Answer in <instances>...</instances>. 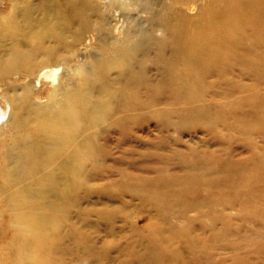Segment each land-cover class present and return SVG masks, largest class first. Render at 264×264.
Returning <instances> with one entry per match:
<instances>
[{"label":"bare ground","instance_id":"bare-ground-1","mask_svg":"<svg viewBox=\"0 0 264 264\" xmlns=\"http://www.w3.org/2000/svg\"><path fill=\"white\" fill-rule=\"evenodd\" d=\"M198 1L51 0L39 5L28 0L13 2L10 21L6 25L0 21V77L2 82L18 73L28 80L23 85V96L11 102L14 108L8 120L11 133L23 131L24 136L10 148L0 142V179L6 181L0 193L14 189L8 201L2 203L0 199V217H14L15 227L25 230L32 243L46 244V238L53 243L56 234L49 226L56 224L58 217L61 221L67 217L70 202L66 199L76 186L74 179L87 178L85 168L90 153L94 165L103 162L99 153L102 148L96 141L105 134L102 126L112 113L119 116L115 126L125 131L135 128L142 114L155 117L158 133L166 134L172 124L206 127L211 138L218 124L234 129L226 125L228 117H223L228 108L212 107L219 105L216 100L231 97L233 91L242 88L244 77H251L258 84L264 82V3L243 0L247 5L243 6L240 0H207L201 8ZM191 4L201 10L200 23L184 18L173 23L165 18V12L172 7L182 10ZM131 11H147L152 17V24L140 31L137 44L130 45L132 34L125 29L123 42L119 41L110 55L81 56L82 65L73 66L64 74L66 82H58L60 68L74 54L64 48L69 39L78 43L84 34L92 32L100 41H108L120 21L115 22L113 17L120 13L119 17L126 21ZM247 16L255 19L253 30L245 21ZM110 45L114 43L108 41L105 47ZM150 72L155 73V78L149 76ZM41 82L52 84L50 98L61 101L35 109L30 98ZM1 97H6L5 93ZM252 101L263 102L255 98ZM4 115L0 110V120ZM258 119L254 132L264 134V107ZM129 138V134L123 135L117 146L128 144ZM149 143L139 142L137 148L155 151L151 147H159V143ZM160 150L164 151L163 147L156 152ZM180 156L172 151L164 159L150 156L142 160L159 166L156 160L163 162ZM222 165L227 175L232 173L231 165ZM249 170L255 172L252 182L256 184L262 165L251 164L232 174L240 178ZM247 185L249 181L244 178L239 187ZM151 194L156 199L154 208L147 212V222L152 218L151 212L160 217V222H150L143 232H131L136 239L127 244L132 252L125 253L131 260L123 264H161L158 256L163 258L172 252L162 243L166 240L173 244L174 237L158 228L163 224L170 198L159 191ZM123 207L113 209L111 214H120L126 210ZM129 217L130 213L125 215L126 219ZM26 248L23 243L21 249ZM53 250L63 251L52 246L50 254ZM39 255L36 250L35 257ZM176 261L183 264L179 256Z\"/></svg>","mask_w":264,"mask_h":264},{"label":"rangeland","instance_id":"rangeland-1","mask_svg":"<svg viewBox=\"0 0 264 264\" xmlns=\"http://www.w3.org/2000/svg\"><path fill=\"white\" fill-rule=\"evenodd\" d=\"M15 1L0 0V21L4 25L12 17V4ZM28 1L39 5L51 0ZM206 1L200 0L198 5L202 3L203 8V2ZM240 1L243 6H247L245 0ZM247 1L258 5L264 3V0ZM224 5L222 3L220 6ZM191 7L182 10L172 7L165 12V18L173 23H177L175 19L180 18L200 23L198 18L201 10L194 4ZM186 9L193 12H186ZM136 12L131 11L133 16H127L129 18L126 21L119 17L120 13L115 12L118 14L113 19L115 22L120 20V23L108 36V41L114 45L105 47L108 41H100V37H95L92 32L84 34L78 43L69 39L64 48L72 50L74 54L63 69L60 68L58 82H66L64 74L73 66L82 65L81 56L110 55L114 47L121 43L119 41L123 42L122 32L124 34L125 29L132 34L130 45L137 44L142 34L140 31L152 24V17L147 11ZM245 21L253 30L255 19L247 16ZM157 34V37H161ZM84 62L86 64L87 61ZM81 74H77L78 79ZM154 74L150 72L149 76L153 79ZM27 80L18 73L2 82L0 77V110L5 114L0 120V142L5 148L17 145L24 136L23 131L11 133L8 120L14 108L11 102L23 96V85ZM241 84L243 87L233 91L231 97L216 100L219 105L212 107L214 110L228 108L223 117H228L229 121L225 123L234 129L228 130L218 124L212 138L203 126L172 124L166 134L158 133V121L153 116V119L150 118L149 114H142L139 124L125 131L115 126L119 116L112 113L102 126L105 134L96 141L102 148L99 153L103 162L94 165L91 160V156H94L90 153L85 168L87 178L74 179L77 190L72 189L70 198L66 199L70 202L67 217L62 221L58 217L57 223L49 226L56 234L53 243H50V238L45 239L46 244L32 243V238L25 230L15 227L14 217L4 214L0 217V264L128 262L131 257L125 253L132 252V248H128L127 244L136 239L131 232H143L150 222H160L155 212H151L152 218L147 222V212L154 208L152 203L156 199L151 193L155 191L165 193L170 198L167 213L163 214V224L158 228L174 237L173 244L166 240L162 243L166 250L172 252L163 258L158 256L161 264H177V256L183 264H264V134L254 132L259 124L258 113L264 107V82L258 84L251 77H244ZM53 89L52 84L41 82L30 98L33 107L47 108L60 102V98H50ZM2 93L6 97H1ZM252 98L263 102H250ZM237 103L240 105H235ZM245 128L252 130L246 131ZM127 134L131 136L129 143L117 146L123 135ZM149 141L159 143L158 148H151L158 150L163 147L164 151L137 148L139 142H148L150 145ZM172 151L179 152L181 156L163 162L156 160L159 166L149 160H142L150 156L164 159ZM222 162L231 165L232 173L237 169H248L251 164L262 165L263 172H260L255 184L252 182L254 171L249 170L245 176L234 178L232 173L226 174ZM244 178L249 181V185L240 188ZM5 185V179H0V187ZM13 190H2V203L8 201ZM120 205L124 206L121 209L126 210L120 213L119 209L120 214H111ZM1 210L5 209L1 207ZM129 213L130 217L126 219L125 215ZM23 243L27 244L26 251L21 249ZM50 244L63 250L62 253L53 250L50 254ZM36 250L40 251L37 257ZM61 255L65 256L62 258Z\"/></svg>","mask_w":264,"mask_h":264}]
</instances>
